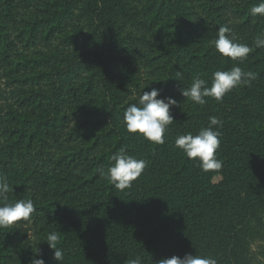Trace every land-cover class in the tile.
Instances as JSON below:
<instances>
[{
	"label": "trees",
	"instance_id": "16d2710c",
	"mask_svg": "<svg viewBox=\"0 0 264 264\" xmlns=\"http://www.w3.org/2000/svg\"><path fill=\"white\" fill-rule=\"evenodd\" d=\"M260 0H0V174L10 201L29 198V220L0 228V264H29L60 234L63 264H158L186 253L218 264H264V16ZM227 26L252 51L224 57ZM239 66L249 86L181 94L199 75ZM177 104L165 142L127 131L123 114L142 91ZM223 122L219 171L204 172L175 146L210 117ZM121 148L149 161L132 187L106 178ZM104 169L101 176L99 170Z\"/></svg>",
	"mask_w": 264,
	"mask_h": 264
},
{
	"label": "clouds",
	"instance_id": "9594fccd",
	"mask_svg": "<svg viewBox=\"0 0 264 264\" xmlns=\"http://www.w3.org/2000/svg\"><path fill=\"white\" fill-rule=\"evenodd\" d=\"M252 16H264V0L250 9ZM216 50L224 57L233 60H244L252 51V48L244 43H239L234 33L227 26H219L217 37L214 41ZM257 47H264V35L255 40ZM257 78V73L245 71L239 66L230 70H217L213 73L211 86L208 81L196 75L192 78L190 87L181 88L183 97L196 104L203 105L207 101L205 97H213L221 101L226 93L233 88L245 85L249 86ZM177 104L171 96H161V89L152 88L150 91H142L138 101L129 104L123 114L126 129L130 133H138L145 139L155 143L165 142V133L168 126L174 121L170 109ZM223 122L213 116L209 118L206 127H202L198 133L182 134L177 136L175 146L182 150L187 158L198 160V166L204 172L219 171L223 161L218 158L217 150L221 144ZM112 163L107 169L106 178L118 190H125L132 187V182L137 180L148 167L149 161L143 158L128 154L127 150L121 148L111 157ZM104 176V169L99 170ZM13 190L8 177L0 174V228H8L15 223L29 220L32 213L36 211L34 201L29 198H21L10 201L8 194ZM53 249V259L58 264L64 262V251L60 247L59 232H49L44 240ZM29 264H45L41 249L37 247ZM128 264H141L139 257L132 259ZM158 264H218L214 257L186 253L183 257L172 255L162 258Z\"/></svg>",
	"mask_w": 264,
	"mask_h": 264
}]
</instances>
